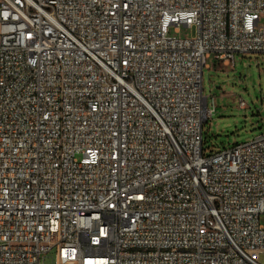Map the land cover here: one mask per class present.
<instances>
[{"label":"built area","instance_id":"obj_1","mask_svg":"<svg viewBox=\"0 0 264 264\" xmlns=\"http://www.w3.org/2000/svg\"><path fill=\"white\" fill-rule=\"evenodd\" d=\"M245 54L264 0H0V264H264V134L203 150Z\"/></svg>","mask_w":264,"mask_h":264},{"label":"rangeland","instance_id":"obj_2","mask_svg":"<svg viewBox=\"0 0 264 264\" xmlns=\"http://www.w3.org/2000/svg\"><path fill=\"white\" fill-rule=\"evenodd\" d=\"M195 30L182 27L170 34L189 39ZM203 74V95L215 99L216 111L203 126V150L213 155L264 134V55H237L235 64L207 61ZM240 100L247 108L239 107ZM45 264H51L47 260Z\"/></svg>","mask_w":264,"mask_h":264}]
</instances>
